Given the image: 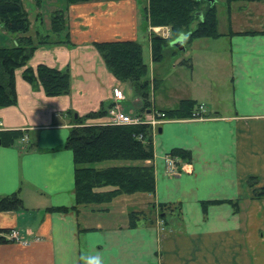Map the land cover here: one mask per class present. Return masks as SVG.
<instances>
[{"label": "crops", "instance_id": "1", "mask_svg": "<svg viewBox=\"0 0 264 264\" xmlns=\"http://www.w3.org/2000/svg\"><path fill=\"white\" fill-rule=\"evenodd\" d=\"M49 1L52 12L47 15L44 7ZM147 2L90 0L68 6L70 44L40 46L29 65L69 69L71 93L50 97L42 87L25 81L23 68L18 69L17 104L0 108V197L19 192L25 208L0 212V229L17 230L26 243H0V264H86L96 254L104 264H264V196L254 197V188L264 186V1L254 7L260 16L248 21L254 26L236 29L230 24L233 34L227 30L223 32L227 35L213 39L226 41L225 54L218 48L207 53L209 80H198L196 75L190 82L179 78L177 86L186 80L189 89L200 88L204 97L175 90L159 104L155 94L153 110L177 107L185 98L206 109L204 118L163 119L153 132L155 156L146 164L154 166L156 195L142 196L157 205H180L179 213L178 209L166 213L164 230L157 217L152 225L128 227L130 209L148 207H136L137 196L114 201L113 205L122 202L116 205L119 215L112 209L47 210L69 208L76 201L73 151L65 148L76 126L74 117L102 105L110 107L116 89L126 96L121 103L125 112L136 116L142 105L132 85L108 69L94 42L147 39L151 52L149 27L141 15ZM24 5L32 34H50V18L60 10L54 9L59 0H44L41 6L25 0ZM247 31L257 33H241ZM206 39H196L192 45ZM208 42L210 47L220 43ZM150 58L154 67L152 52ZM144 60L147 63L145 55ZM225 62L230 64L232 102L224 107L219 88ZM155 113L147 110L141 117ZM107 120L108 115L89 118L87 124ZM18 130L27 135L26 141L22 137L11 145L1 141L2 133ZM174 148L190 150L193 160L182 162L179 173L170 175L165 156ZM114 164L120 163L109 165ZM250 177L258 178L255 186H250ZM230 201L238 202L237 210Z\"/></svg>", "mask_w": 264, "mask_h": 264}, {"label": "trees", "instance_id": "2", "mask_svg": "<svg viewBox=\"0 0 264 264\" xmlns=\"http://www.w3.org/2000/svg\"><path fill=\"white\" fill-rule=\"evenodd\" d=\"M44 0H36L41 6ZM90 0H67V5L52 13L49 33L32 34V22L29 12L24 5L25 0H0V23L2 30L12 36V45H0V108L16 105L18 101L16 74L23 68V78L34 88L42 87L46 95L63 96L71 93L72 79L69 69H59L39 63L35 68L29 65L33 54L40 46L53 43L70 44L68 6L84 3ZM238 1L261 2L264 0H225L227 12L231 20L233 4ZM142 17L147 26L169 27L171 36L168 39L160 35L152 38L151 52L153 62L161 61L168 54L171 42L181 35L187 37L185 45L192 44L196 39L221 38L233 34L232 26L227 34L220 31L217 2L211 5L207 0H148L143 6ZM201 15L204 20L201 22ZM198 21L197 28L192 29L194 21ZM0 30V31H2ZM255 34L257 31L241 32ZM187 43V44H186ZM96 50L101 54L105 65L120 81L129 82L135 90L136 96L142 101L137 116L147 110L158 113L164 112L166 118H193L201 105L197 100L182 99L177 107L171 109L153 110L152 95L156 90L158 80L151 78L150 67L144 60L143 46L137 40H109L94 42ZM177 49V48H176ZM184 62V61H182ZM110 107L102 105L99 110L90 111L86 116L74 117L76 124L66 138L65 148L73 151L75 162V204L71 207H48L47 210L80 212L81 208L110 210V206L121 196L145 195L155 197L156 182L153 164L146 161L155 156L154 127L151 123L136 124H87L89 118H100L108 115ZM1 141L11 145L21 137L23 132L8 131L2 133ZM168 155L178 157V169L182 162H191L192 153L188 149L174 148ZM106 161H122L120 164L104 165ZM180 170V169H179ZM258 178L250 177V186L257 184ZM254 197L264 196V186L254 188ZM238 209L237 201H230ZM212 203H216L215 201ZM207 205V204H206ZM150 211L131 210L128 213V227H138L140 224L152 225L156 217L163 221L168 211L180 212V205L171 207L167 204L149 203ZM24 201L19 192L0 197V212L22 211ZM147 221V222H145ZM11 230L0 229V243L9 242L7 234Z\"/></svg>", "mask_w": 264, "mask_h": 264}, {"label": "rangeland", "instance_id": "3", "mask_svg": "<svg viewBox=\"0 0 264 264\" xmlns=\"http://www.w3.org/2000/svg\"><path fill=\"white\" fill-rule=\"evenodd\" d=\"M60 5L54 9H60L63 7L64 3L66 2V0H59ZM217 2V14L219 15V28L220 31L222 32H226L227 30H229V28L231 27V25L238 29H243L245 27H250V26H254L253 24H249V20L256 17V16H260L256 14V9L254 8L256 6V2H244V1H238L237 3L233 4V9H232V19L230 20L229 18V13L227 12V7H226V2L225 0H216ZM49 4L50 1L47 2V5H45L44 10L46 12L47 15L51 14L52 10L50 11L49 9ZM255 13V15H254ZM253 18V19H254ZM257 19V18H256ZM197 23L198 21H194V23L191 25L192 29L197 28ZM231 24V25H230ZM149 28H157L156 31H152L153 33H151L150 31L148 32V35L150 36V39L152 40V38L157 34L162 36L165 39H168L171 36V30L168 27H163V26H148ZM148 28V29H149ZM2 30V28L0 29ZM152 30V29H151ZM11 35L10 34H6L5 31H0V45L3 46L4 45H12V39H11ZM206 39V38H205ZM209 41V42H208ZM214 40L209 38L204 40L203 42H199V43H195V45L192 44H187L186 45V49L185 50H178V49H174L172 47H169V49L167 50V55L165 56V58L161 61H157L154 62V67L153 64L151 63V58H150V50H149V43L147 41V39H145L144 41L141 40L140 42L142 43L143 46V53L145 55V58L147 60V63H149L151 65V69H150V76L151 78L156 77V79L158 80V84H157V88L155 91H153V95L152 98L154 99L155 94L157 96L158 99V103L161 104L160 100L162 101V97H167L169 94L172 95V91L175 90H179L181 91L183 90H187L189 93L185 92V93H180V94H194L195 95H199L198 97H204L203 90L198 89V87L193 88L194 90L192 91L191 89H189L190 84H186L188 83L187 81H192V76L196 75L198 78V80L203 79V81L205 80H209L210 76L209 73L206 71L207 67H208V52H214V50L218 49H222V54H225L224 52V46L226 41L221 40V41H215V42H220L216 47H210V45H207L205 42L208 43H212L211 45L213 46V42ZM192 45V46H191ZM216 48V49H215ZM174 51L177 52V54H169L170 51ZM224 59L226 58L225 56ZM178 61H184L182 63H177ZM174 65H177L176 67ZM193 66H195L194 72L192 74V70L191 68H193ZM154 69V70H153ZM230 64L229 63H224V67L222 69V74H221V78H222V82H221V88H219V92H223V99L222 100V105L227 104L228 101V106H230V103L232 102V96H231V91H232V87L230 84ZM178 70V71H177ZM154 76V77H153ZM183 76L184 78H186V80H182L180 81L179 86H177V82H179V78ZM182 82H184L186 85H182ZM189 86V87H188ZM230 97H229V96ZM126 98V96L123 94L122 98H120L119 102L120 104L123 102V100ZM177 102H175L174 105H176ZM163 104V103H162ZM122 105V104H121ZM123 108V106H122ZM124 110V108H123ZM118 163H122V161H117ZM114 163V161H106L103 164L107 165V164H111ZM136 199H134L135 204L138 203V205L136 207H141V206H148L147 212L150 211V206L148 205L147 202L151 201V198H146L142 195H139L137 197H135ZM127 202H132L127 200ZM122 203L121 201H117L114 205L112 204L110 206V208L112 210H114V212H116L117 210V214L119 215L120 210H118V208L116 209V205ZM126 203V202H123ZM131 207L133 205H130ZM129 206V207H130ZM131 210H138V209H130ZM125 211V209L123 210ZM122 215V214H121ZM125 217L127 215H124ZM156 217V214H155ZM158 218V217H157ZM122 219V218H121ZM114 221V220H113ZM165 222V221H164ZM163 226L164 224H160V229L163 230Z\"/></svg>", "mask_w": 264, "mask_h": 264}, {"label": "built area", "instance_id": "4", "mask_svg": "<svg viewBox=\"0 0 264 264\" xmlns=\"http://www.w3.org/2000/svg\"><path fill=\"white\" fill-rule=\"evenodd\" d=\"M2 28V25L0 23V29ZM152 29V30H151ZM157 28H149V31L153 33L152 31H156ZM122 93H120L117 89L114 91V98L115 103L108 111V120L105 123L108 124H117V125H124V124H136V123H151L154 127V130L160 125V122H162L163 119L166 118V114L164 112H159V118L156 117V115L149 116L147 119H144L140 116H133L128 112H125L122 108V105L120 104L119 100L122 98ZM199 110L195 113L193 119L195 118H204L205 116V106L201 104L198 108ZM1 126V124H0ZM27 135H24L21 140L26 141ZM166 170L170 175H174L179 173L177 162L179 160L178 157L172 156V155H166ZM160 224H164V221L159 218L158 219ZM164 230V229H163ZM7 239L10 241H14L17 243H26V241L23 239V237L20 235V233L17 230H12L11 233H8Z\"/></svg>", "mask_w": 264, "mask_h": 264}, {"label": "water", "instance_id": "5", "mask_svg": "<svg viewBox=\"0 0 264 264\" xmlns=\"http://www.w3.org/2000/svg\"><path fill=\"white\" fill-rule=\"evenodd\" d=\"M216 0H207V2H209L211 5H213L215 3ZM171 46L176 47L179 51L180 50H185L186 49V45H185V39L184 36L181 35L180 37L176 38L175 40H173L171 42ZM78 116V115H77ZM76 116V118H77ZM162 131V129L160 128L159 133Z\"/></svg>", "mask_w": 264, "mask_h": 264}, {"label": "clouds", "instance_id": "6", "mask_svg": "<svg viewBox=\"0 0 264 264\" xmlns=\"http://www.w3.org/2000/svg\"><path fill=\"white\" fill-rule=\"evenodd\" d=\"M204 17L201 15V22H203ZM187 37H185L186 39ZM86 264H104L103 257L100 254H96L94 256H90L86 260Z\"/></svg>", "mask_w": 264, "mask_h": 264}]
</instances>
